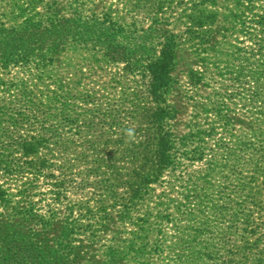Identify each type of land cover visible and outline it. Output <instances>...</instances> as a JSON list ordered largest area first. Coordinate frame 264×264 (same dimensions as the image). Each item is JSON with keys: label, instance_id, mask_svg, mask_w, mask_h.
Returning a JSON list of instances; mask_svg holds the SVG:
<instances>
[{"label": "rangeland", "instance_id": "374dc122", "mask_svg": "<svg viewBox=\"0 0 264 264\" xmlns=\"http://www.w3.org/2000/svg\"><path fill=\"white\" fill-rule=\"evenodd\" d=\"M238 5L243 22L224 25ZM79 19L128 31L126 51L144 42V57L156 55L160 36L175 39L165 95L171 159L145 164L135 199L122 193L143 163L131 159L143 156L145 122L154 117L143 111L142 72L94 63L101 55L92 58L86 47L54 55L52 67L40 57L23 67L12 55L8 33L23 29L40 39L50 21ZM262 33L264 0H0V234L12 232V207L44 218L53 211L55 231L17 232L51 249L59 225L72 221L71 264H264V116L251 97L256 86L264 92ZM192 76L201 82L192 84ZM53 92L70 109V123L58 104L25 110ZM18 111L29 115L30 128H14ZM18 137L41 143L33 160L49 165L12 175V160H25Z\"/></svg>", "mask_w": 264, "mask_h": 264}, {"label": "trees", "instance_id": "16d2710c", "mask_svg": "<svg viewBox=\"0 0 264 264\" xmlns=\"http://www.w3.org/2000/svg\"><path fill=\"white\" fill-rule=\"evenodd\" d=\"M232 4L235 5L236 3L232 1ZM239 7L240 5H238L237 10L232 12V15H230L228 19L226 18L224 25L229 26L231 19L237 21L239 18H242L245 11L239 12ZM242 20L243 19H241V22H243ZM241 22L239 23L241 24ZM102 24L103 22H96L92 19H79L73 23L63 21L59 24L50 21V23L44 27L43 31H41L42 38L40 39H36L32 32L27 34L19 33L20 31L22 32L23 29L13 34L8 33L7 36L9 38L8 40L12 43V50H14V52H12L13 57L17 59V64H21L23 67L38 57H40L38 59L40 61H48L50 63L48 67H52L54 59H56L54 55L63 54L73 47L77 52L81 51L83 47H86L91 51L92 58H95L97 53L101 55V59H90L94 63H102V60L107 62L112 61L123 64V69L128 74L134 71L142 72L141 75L144 79L145 87L144 93L147 99L145 102L146 108H143V111L147 114L149 110H152L154 117L151 121L145 122L146 128L143 133V141L142 144L140 143L143 148L138 150V155L140 156V154H142L143 156H135L131 159V161H142L143 163L139 165V167L131 169V176L134 179L130 181L129 187L122 193V195L128 196L130 200L135 199L140 191V188L137 189V185L139 184L137 178H139L141 172H144V174L149 172V169L143 168L145 164H147L148 161H158L169 164L171 159L172 133L168 132L165 124L166 119L172 117V111L171 108H168L165 95L166 89L172 82L169 71L173 62V50L176 47V43L172 36H160L162 41L158 42L155 46L156 55H147L144 57L147 50L144 42H141L142 44L137 45L136 48L131 49V52H127L126 49L130 47L128 44H131L129 43L130 33L128 31L125 33V30L118 26H103ZM243 24L244 23L241 25ZM34 28L39 31L36 27ZM222 29L224 31L227 30L226 27ZM247 30L248 29L245 27H241L242 32L245 33ZM262 35H264V33H262ZM4 38L6 37L4 36ZM256 41L260 43L262 40L256 39ZM179 44L181 43H177V45ZM136 54H139L140 57L142 56V59H134ZM57 65L60 66V63H57ZM50 78L52 77L47 75L45 80ZM45 80L43 79V81L47 83ZM200 80L201 78H199V76L190 77V82L192 84L195 82L196 84L200 83ZM255 88L256 90L252 92L251 97H254V101L257 100V102H260L261 107L259 108V114L264 116V92L262 93V90H259L257 86ZM16 89H18V92L22 93L28 90L26 88L21 89L20 87ZM27 95H29V93ZM61 102L62 101L59 100V95L53 92V95L48 97L47 103H41L40 105L29 104L26 106L25 110L29 112H32V109L51 111V108H54V106L58 104V108L62 107L63 111H66V113L68 112L63 120L70 123L72 120L69 116L70 109ZM152 104H154L153 108L150 107ZM97 110L98 109L94 107L93 110L92 108L88 109V112L91 116V114L93 115V112ZM28 117V114H24L23 111H18L15 117H12V125L18 130H22L24 127L30 128L31 125L27 123ZM40 128H42L41 130H49L41 126ZM119 129H122V125ZM18 138H22L18 146L20 147V155L25 157V160H12V175H31L34 171L40 172V169L46 168V166L49 165L46 159L38 158L37 166L36 160H33L36 154V146L41 143L30 142L24 140L26 138L23 137ZM29 138H34V136ZM137 138L139 139L140 137ZM53 194H56V196L60 195L59 191ZM110 194L109 198L111 199L116 195L113 191H111ZM131 195L133 198H130L132 197ZM4 199H6V193L0 187V200L4 201ZM48 213L49 215L47 218H44L42 215L31 213L29 209L18 210L12 207V217L10 219L12 232L0 234V264H71L74 259H76L75 253L72 252L74 247H67L69 241L68 237L73 234L74 223L72 221L59 225L57 237L53 242L54 247L51 249L33 246L29 238L17 232L18 229L26 231L31 225L41 229L44 233L55 231L54 217L56 213L53 211H48ZM107 254L108 260H113L114 262V252L109 251Z\"/></svg>", "mask_w": 264, "mask_h": 264}]
</instances>
